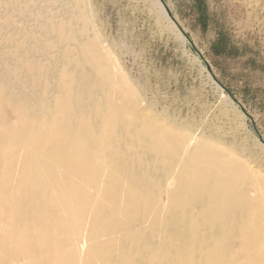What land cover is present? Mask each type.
<instances>
[{
    "label": "bare ground",
    "instance_id": "bare-ground-1",
    "mask_svg": "<svg viewBox=\"0 0 264 264\" xmlns=\"http://www.w3.org/2000/svg\"><path fill=\"white\" fill-rule=\"evenodd\" d=\"M69 4L0 0V264H264V171L145 108Z\"/></svg>",
    "mask_w": 264,
    "mask_h": 264
},
{
    "label": "rangeland",
    "instance_id": "rangeland-1",
    "mask_svg": "<svg viewBox=\"0 0 264 264\" xmlns=\"http://www.w3.org/2000/svg\"><path fill=\"white\" fill-rule=\"evenodd\" d=\"M163 2L181 36L154 0L86 5L94 31L145 108L232 141L264 171V0Z\"/></svg>",
    "mask_w": 264,
    "mask_h": 264
},
{
    "label": "water",
    "instance_id": "water-1",
    "mask_svg": "<svg viewBox=\"0 0 264 264\" xmlns=\"http://www.w3.org/2000/svg\"><path fill=\"white\" fill-rule=\"evenodd\" d=\"M158 2H159V4L161 5V7L163 8V10L165 11V13H166V12H167V8H166V6H165L163 0H158ZM166 14H167V13H166ZM167 17H168L169 19H171V21L173 22L174 26L178 29V25H177V23L175 22V20H174L173 18H171L168 14H167ZM179 32H180V30H179Z\"/></svg>",
    "mask_w": 264,
    "mask_h": 264
}]
</instances>
